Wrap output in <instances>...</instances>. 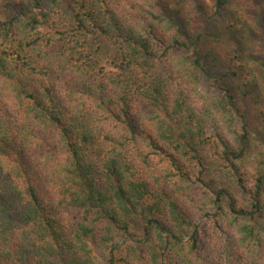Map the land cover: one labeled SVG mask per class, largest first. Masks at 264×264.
Segmentation results:
<instances>
[{
	"label": "trees",
	"instance_id": "16d2710c",
	"mask_svg": "<svg viewBox=\"0 0 264 264\" xmlns=\"http://www.w3.org/2000/svg\"><path fill=\"white\" fill-rule=\"evenodd\" d=\"M172 2L0 0V264H264V161Z\"/></svg>",
	"mask_w": 264,
	"mask_h": 264
},
{
	"label": "rangeland",
	"instance_id": "374dc122",
	"mask_svg": "<svg viewBox=\"0 0 264 264\" xmlns=\"http://www.w3.org/2000/svg\"><path fill=\"white\" fill-rule=\"evenodd\" d=\"M212 3L213 0H173L168 9L200 54L211 53L202 59L204 64L209 60L206 66L211 76L200 82V92L217 93L212 78L219 79L231 88L237 106L245 112L249 122L247 168L252 172L258 161H264V41L257 19L260 8L264 9V0H230L226 16L224 12L213 15ZM235 189L234 186V194ZM241 196L236 194L239 200ZM201 214L195 213L196 221L212 233V227ZM212 242L210 237L206 240L207 254L211 253Z\"/></svg>",
	"mask_w": 264,
	"mask_h": 264
}]
</instances>
